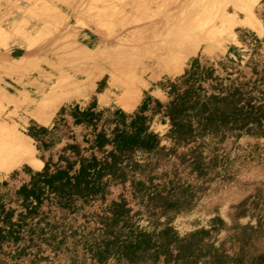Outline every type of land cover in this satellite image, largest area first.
Wrapping results in <instances>:
<instances>
[{
    "label": "rangeland",
    "instance_id": "1",
    "mask_svg": "<svg viewBox=\"0 0 264 264\" xmlns=\"http://www.w3.org/2000/svg\"><path fill=\"white\" fill-rule=\"evenodd\" d=\"M248 3L0 0V139L20 138L34 156L30 162L31 153H16L9 169H0V180L11 186L28 183L26 161H39L37 169L30 166L38 170L44 164L40 158L51 171L63 167L74 175L79 157L96 155L117 173L107 185H94L69 209L46 202L40 229L26 232L18 242L0 241V264H264V135L205 138V154L220 157L218 165L200 177L189 160L190 148L200 139L168 151L174 146L167 136L168 117L157 114L151 120L166 153L137 151V165L128 166L123 157H113L111 144L100 150L94 143L102 124L87 128L75 124L71 115L76 104L85 108L93 103L97 110L132 113L147 95L165 104L170 100L169 82L180 81L195 60L225 83L245 85L264 103V0ZM241 21L259 25L260 32L243 27ZM182 32L186 40L170 43ZM208 32L215 40L200 42ZM200 54L210 62L197 57ZM122 77L142 84L132 106H125L123 97L115 98L118 89L111 81ZM74 87L84 91L83 98L57 96ZM32 126H47L51 132L42 133L38 141L29 134ZM67 144H76L79 154L65 150ZM167 227L172 228L169 233L164 232ZM120 228L154 233L160 246L170 242L140 260L118 253L101 259L102 241L113 236L107 231Z\"/></svg>",
    "mask_w": 264,
    "mask_h": 264
},
{
    "label": "trees",
    "instance_id": "2",
    "mask_svg": "<svg viewBox=\"0 0 264 264\" xmlns=\"http://www.w3.org/2000/svg\"><path fill=\"white\" fill-rule=\"evenodd\" d=\"M252 26L258 28L259 25ZM197 57L210 62L205 55ZM193 64L185 70L180 81L169 82L167 92L170 100L165 104L151 95H147L132 113L122 108L97 110L95 103L85 108L76 104L71 111L74 123L92 129L102 124L103 129L95 136L94 143L100 150L111 144L114 158L119 160L123 157L126 165L135 166L137 162L134 155L137 151L150 154L167 151L161 145L162 136L151 127L152 118L161 114L169 118L167 136L174 141V146L168 151L176 152L178 146L200 139L196 147L190 148L189 160L192 170L200 177H205L218 165L220 157L219 154H205V138L223 141L229 136L264 135V103L257 101L245 85L238 86L234 82L227 84L213 75L211 67L203 66L198 60ZM152 102L154 105H151ZM148 111L152 114L148 115ZM50 132L47 126H39L38 129L32 126L29 134L39 141L42 133ZM78 148L76 144L64 147L65 150L74 151ZM75 153L78 155L79 150ZM64 157L62 160H65ZM40 159L44 162L40 170L32 169L31 165L26 166L25 171L30 175L28 183L11 186L8 180H0V241L18 242L26 232L35 233V230L40 229L39 220L46 202L69 209L78 199L87 197L94 185L102 183L105 186L117 175L114 170L109 171L105 162L96 155L79 157L76 160L79 168L74 175H69L68 169L63 167L51 171L50 165ZM14 176L15 172L10 178ZM171 230V227H167L164 232L169 233ZM107 232L113 236H106L102 241L104 247L99 252L101 259L118 253L129 260H140L153 249L155 253L160 252L170 242L165 241L161 247L158 240L154 239V233L142 229L125 232L120 228Z\"/></svg>",
    "mask_w": 264,
    "mask_h": 264
},
{
    "label": "bare ground",
    "instance_id": "3",
    "mask_svg": "<svg viewBox=\"0 0 264 264\" xmlns=\"http://www.w3.org/2000/svg\"><path fill=\"white\" fill-rule=\"evenodd\" d=\"M246 3L250 2V0H245ZM249 4V3H248ZM179 34V33H178ZM182 33H180V35H178V38H172V40L170 41V43L174 44L176 43L178 40L180 39H185V35ZM176 36V34H174ZM188 36V35H187ZM184 37V38H183ZM170 38V39H171ZM203 40H215L214 39V34H212L211 32H208L206 33L205 35H202V37L200 38V42H202ZM167 41V40H166ZM168 43V42H166ZM178 43V42H177ZM176 43V45H177ZM190 43V41H189ZM187 43V44H189ZM194 43V42H193ZM186 44V45H187ZM192 45V44H190ZM188 45V46H190ZM175 46V45H174ZM188 46H186V48H188ZM167 47V46H166ZM185 47V46H183ZM179 48H180V45H179ZM185 48V49H186ZM172 49V48H170ZM169 49V50H170ZM174 50V49H172ZM182 50V49H181ZM171 55V54H170ZM164 56V55H163ZM162 57V56H161ZM160 57V58H161ZM167 59V57H166ZM155 60V59H154ZM165 61V60H164ZM172 62V61H171ZM170 62V63H171ZM169 63V62H168ZM176 67V66H175ZM127 78V77H126ZM113 79V78H112ZM63 83V82H62ZM73 83V82H72ZM75 83V82H74ZM111 84L118 89V95L115 97L116 100L118 101V99L120 97H123V101L125 103V106H132L136 100H137V97L140 95V92L142 91V84L140 82V80H138L137 78L133 79L132 81L131 80H127L125 78H121V79H117V80H112L111 81ZM125 84L127 86H125ZM58 85V84H57ZM56 86V85H55ZM136 86L139 87V89H136ZM146 86V85H145ZM146 89V88H145ZM53 91V90H52ZM70 91V90H69ZM72 93V94H71ZM84 91H77L75 90V87L73 89V91L71 92H66V90H61L59 93L57 92V96L59 97V99L63 98L64 96L66 98H75V97H79V98H83L82 95ZM56 96V94H55ZM55 96L53 95L52 97L55 98ZM123 105V104H122ZM30 146V145H29ZM29 146L24 143L20 138H13L12 141H7L5 140L4 142V146H1L0 147V156L2 157V161H3V164H1L0 166L3 168V169H7L9 167V165L13 164L14 161H15V158H16V153H19V154H26V153H31L30 155V160L28 161H33L32 158L34 157L33 154H32V151L30 150ZM24 162V161H22ZM27 162V161H26ZM9 169V168H8Z\"/></svg>",
    "mask_w": 264,
    "mask_h": 264
},
{
    "label": "crops",
    "instance_id": "4",
    "mask_svg": "<svg viewBox=\"0 0 264 264\" xmlns=\"http://www.w3.org/2000/svg\"><path fill=\"white\" fill-rule=\"evenodd\" d=\"M256 19H257V17L256 16H254ZM248 19V18H247ZM241 23V25L242 26H244V27H246V26H248V27H250V28H252V29H254L255 31H257V32H260V30L257 28V27H254V26H252L249 22H247V21H241L240 22ZM217 51H220V53H225L223 50H217ZM5 140L6 139H0V144H2L3 142H5ZM4 144V143H3ZM36 158V157H35ZM27 164H29L28 162H26ZM29 165H31L32 167H35V168H38V167H40L41 166V164L39 163V161H37L36 160V162H35V164H29ZM44 165V164H43ZM11 167V166H10ZM43 167V166H42ZM41 167V168H42ZM18 168V167H17ZM41 168H39V169H41ZM0 169H3L1 166H0ZM38 169V170H39ZM13 171V170H12ZM12 171H10V172H12ZM9 172V173H10Z\"/></svg>",
    "mask_w": 264,
    "mask_h": 264
}]
</instances>
